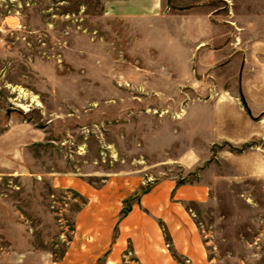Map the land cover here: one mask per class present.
Instances as JSON below:
<instances>
[{"label":"rangeland","instance_id":"obj_1","mask_svg":"<svg viewBox=\"0 0 264 264\" xmlns=\"http://www.w3.org/2000/svg\"><path fill=\"white\" fill-rule=\"evenodd\" d=\"M103 4L0 0V264L63 260L84 201L70 189L54 190L59 178L98 185L111 176L138 175L147 181L142 193L162 177L160 163L167 177L180 182L200 170L209 182L219 164L229 184H189L206 194L192 209L209 258L213 264H264V174L258 179L242 167L255 152L249 150L264 152V141L217 144L197 158L205 160L200 167L187 171L177 165L184 146L200 153L202 145L185 144L176 124L193 113L187 108L191 99L219 96L216 83L202 77L210 90L174 91L177 78L159 76L168 74V63L148 53L141 30L129 29L146 28V19L106 17ZM213 4L215 18L236 32L264 28V0ZM213 111L194 116L204 123ZM253 116L264 120V108H255ZM223 148L227 156L217 159ZM123 258L133 264L131 252Z\"/></svg>","mask_w":264,"mask_h":264},{"label":"crops","instance_id":"obj_2","mask_svg":"<svg viewBox=\"0 0 264 264\" xmlns=\"http://www.w3.org/2000/svg\"><path fill=\"white\" fill-rule=\"evenodd\" d=\"M188 1L198 4L182 3ZM213 1L102 0L106 17L130 22L146 19V28L129 29L141 30L148 53L168 63V74L160 72L159 76L177 78L174 91L210 90L202 86V77L216 83L219 96L207 101L191 99L187 108L193 113H187L188 117L176 124L175 134L185 144L194 141L202 145L200 153L185 146L180 152L177 165L187 171L200 167L205 160L197 158L210 155L217 144L242 147L252 141H264V120L261 117L262 121L257 122L259 116H253L255 108H264V28L256 34L251 27L238 28L236 32L215 18ZM182 8H187L183 9L187 12L173 13ZM165 24L171 27L166 28ZM250 82L256 84L252 87ZM142 88L148 90L147 85ZM207 108L214 110V118L198 122L195 113ZM250 151L255 152L252 157L244 153L243 158L249 157L242 161V167L261 179L264 152L259 148ZM227 153L228 150L220 149L217 159ZM160 164L162 177L154 183L149 181L150 188L142 193L147 181L138 175H115L98 185L76 176L63 181L59 178L53 184L54 190L70 189L84 202L74 214L72 242L63 260L54 264H126L123 256L128 251L133 264H213L192 209L204 202L206 194L202 186L189 184H229V180L217 163L209 182L203 176L205 170L180 182L177 176L167 177L165 164Z\"/></svg>","mask_w":264,"mask_h":264}]
</instances>
